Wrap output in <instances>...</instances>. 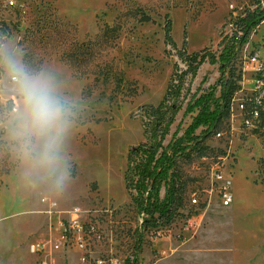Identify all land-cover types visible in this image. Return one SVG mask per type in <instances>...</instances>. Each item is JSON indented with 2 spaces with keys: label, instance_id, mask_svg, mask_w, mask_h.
<instances>
[{
  "label": "rangeland",
  "instance_id": "rangeland-1",
  "mask_svg": "<svg viewBox=\"0 0 264 264\" xmlns=\"http://www.w3.org/2000/svg\"><path fill=\"white\" fill-rule=\"evenodd\" d=\"M257 1L0 0V264H264V20L234 59L228 115L193 131L202 154L177 159L185 191L172 222L142 231L123 181L143 140L139 107L185 67L166 22L177 49L217 52ZM218 66L187 76L164 144L197 114L188 103L211 86L218 95ZM17 72L48 80L67 110L62 186L24 155Z\"/></svg>",
  "mask_w": 264,
  "mask_h": 264
},
{
  "label": "trees",
  "instance_id": "trees-1",
  "mask_svg": "<svg viewBox=\"0 0 264 264\" xmlns=\"http://www.w3.org/2000/svg\"><path fill=\"white\" fill-rule=\"evenodd\" d=\"M143 18L147 19L146 16ZM262 20L264 0H258L255 8L246 9L230 21L233 31L221 39L217 52L203 49L191 54L186 53L183 48L177 49L169 34L170 22H166L164 42L176 50L177 57L185 67L174 65V71L158 104L139 107L143 140L127 149L123 172L124 187L140 214L142 231L165 227L179 213L185 180L177 168V159H188L194 149L202 154L205 147L200 136L193 135V131L200 126H206V129L215 127L228 115L236 86L234 59L242 44L247 41L251 29ZM204 61L219 64L218 70L222 75L217 80L218 95H214V86H211L209 91L200 94L193 103H188V111L199 106L197 114L181 136L175 137L176 133H173L164 144L170 126L182 106L186 78L188 75L194 77Z\"/></svg>",
  "mask_w": 264,
  "mask_h": 264
},
{
  "label": "clouds",
  "instance_id": "clouds-1",
  "mask_svg": "<svg viewBox=\"0 0 264 264\" xmlns=\"http://www.w3.org/2000/svg\"><path fill=\"white\" fill-rule=\"evenodd\" d=\"M24 106L23 120L27 139L24 155L43 176L55 175L57 186H62L66 174H60L58 163L60 140L67 126V110L55 94L53 85L39 77H28L17 72L14 77Z\"/></svg>",
  "mask_w": 264,
  "mask_h": 264
},
{
  "label": "built area",
  "instance_id": "built-area-1",
  "mask_svg": "<svg viewBox=\"0 0 264 264\" xmlns=\"http://www.w3.org/2000/svg\"><path fill=\"white\" fill-rule=\"evenodd\" d=\"M252 60H254V58H252ZM227 203H228V200L224 199V204H227Z\"/></svg>",
  "mask_w": 264,
  "mask_h": 264
}]
</instances>
